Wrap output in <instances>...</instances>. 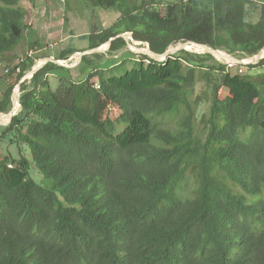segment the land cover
I'll use <instances>...</instances> for the list:
<instances>
[{
    "label": "trees",
    "instance_id": "16d2710c",
    "mask_svg": "<svg viewBox=\"0 0 264 264\" xmlns=\"http://www.w3.org/2000/svg\"><path fill=\"white\" fill-rule=\"evenodd\" d=\"M24 2L36 4L0 0L8 64L29 29ZM64 2L81 15L119 13L84 36L83 51L114 38V55L129 44L123 33L155 54L189 41L244 59L264 46V0H169L163 13L159 0ZM181 53L157 61L129 52L108 68L100 52L84 55V78L60 77L55 90L48 75L71 69L46 62L20 83L36 58L8 68L0 112L17 85L20 110L0 125V142L19 154H0V264H264L260 83L208 53Z\"/></svg>",
    "mask_w": 264,
    "mask_h": 264
},
{
    "label": "rangeland",
    "instance_id": "374dc122",
    "mask_svg": "<svg viewBox=\"0 0 264 264\" xmlns=\"http://www.w3.org/2000/svg\"><path fill=\"white\" fill-rule=\"evenodd\" d=\"M168 1L169 0H159L160 3L156 4L161 13L164 12V6ZM21 5L27 10L25 22L29 25V29L24 32V36L20 44L10 53L13 61L12 64H8L6 61H0V100L7 86L5 77L7 74L6 70L12 66H16L19 60L22 58L25 59L28 54H31L33 58H36L35 65L47 59L49 62L53 63L59 61L61 62V64H58L59 66H67L66 68L71 69L70 74H67L61 70H56L48 75V80L53 90L57 88L60 77L71 76V78L75 80L83 79L85 75H83V73L78 69L77 65L80 62L78 53H81L88 47L86 37L84 36L89 33V31L102 30L110 27L119 18V13L112 10H87L83 13V15L79 14L78 12H67L64 0H36L34 7L31 6L29 2H24ZM248 13L247 21L255 22L257 20V14L251 10H249ZM125 35L127 37V41H129V44L125 49L118 51L114 55L108 54L105 50L99 51L104 57V60H102V62L99 64L100 68L110 67L113 63L119 61L122 55L131 57L129 52L137 54V50L147 49V44L133 41L131 34L129 33ZM183 44L184 43H177L176 45L170 46V48L176 49L178 46ZM70 48L77 50V52H75L66 60H58L60 54ZM181 51L201 54L199 51L194 49L188 50L186 48L175 51L173 54L176 56L182 55ZM119 56L121 57L119 58ZM218 58L221 62L225 63L223 58ZM93 60L98 62L97 59ZM229 70L232 75H242L246 73L252 75L253 78L260 83L259 89L261 91V95L264 96V67L246 69L243 65L234 64L232 67H229ZM29 80L30 79H26V81ZM197 87H201V84H199ZM15 89L16 88H14L13 91ZM13 91L12 96L14 93ZM18 92V96L20 97V89ZM226 95L227 91L225 89L220 90V98H224ZM11 108L12 107L10 105L4 114H8ZM19 110L20 106L17 108L15 107V114H17ZM206 110V105L200 108L198 119L202 113L206 112ZM0 125H3V123L0 122ZM8 153L16 158L19 154L18 147L14 143H11L9 138L0 142V154ZM34 172L35 174L32 177L35 181L46 186L49 184V181L44 179L37 170Z\"/></svg>",
    "mask_w": 264,
    "mask_h": 264
},
{
    "label": "water",
    "instance_id": "95a60500",
    "mask_svg": "<svg viewBox=\"0 0 264 264\" xmlns=\"http://www.w3.org/2000/svg\"><path fill=\"white\" fill-rule=\"evenodd\" d=\"M117 37H123L124 39L127 40V37H126L125 33L119 34ZM112 40H110V42ZM110 42L104 44L105 45L104 48H100L99 47V48H95V49H90V50H87V51H83L81 53H78V56L81 59V57L84 56V55L93 54V53L99 52L101 50H105L106 51L109 48V46H110ZM104 45H102V46H104ZM189 45H196L198 47L203 48L204 51L201 52V54L208 53V54L212 55L218 61H220V59L218 57L223 58L225 60V63H228L229 64V67H232V65H234V64H240V65L257 64L259 60H261V59L264 58V57L261 56L262 53L264 52V46L259 50V52L256 55L252 56V57H255V59H250V58H252V57H250V58H248V59H250L249 61H245V59H238L237 57H235L233 55H230V54H227L224 51L214 50V49H212V48H210L208 46L201 45V44H197V43H194V42H189V41L188 42H185L183 45L178 46L176 49H171L169 47L163 54H155V53L151 52L149 50L148 45H147V49H145V50L139 49L136 52L137 53H145V54L149 55L154 60L162 61V60L167 59L170 55H172L173 52L178 51L180 49H184L185 46H189ZM46 62H49V60H47V59L46 60H43V61L39 62L37 65L33 66L30 69V71H28L24 75V77L21 79L20 83L23 82L26 79H30L32 77V75L34 73H36ZM56 63L57 64H61V62H59V61H57ZM73 66H71V67H73ZM15 88L16 89L13 91L14 93H13V96L11 98V107L12 108H11L10 112L5 115V117H7V120H9V121L11 120V118L13 116L16 115L15 112H14L16 104H18V106H20L19 96H18V94H19V92H18L19 85H17Z\"/></svg>",
    "mask_w": 264,
    "mask_h": 264
},
{
    "label": "bare ground",
    "instance_id": "6f19581e",
    "mask_svg": "<svg viewBox=\"0 0 264 264\" xmlns=\"http://www.w3.org/2000/svg\"><path fill=\"white\" fill-rule=\"evenodd\" d=\"M175 45H176V44H175ZM104 47H105V45L102 46V48H104ZM185 48L188 49V50H192V49H194V50L199 51V52H203V51H204L203 48L198 47V46H196V45L185 46ZM172 49H173V48H172ZM261 56L264 57V52L262 53ZM250 59H255V57H252V58H250ZM250 59H245V61H249ZM15 107L17 108V107H18V104H16ZM5 119H7V117H5V116H1L0 122L4 121ZM218 224H219V223H218ZM220 225H221V223H220ZM222 225H223V224H222Z\"/></svg>",
    "mask_w": 264,
    "mask_h": 264
},
{
    "label": "built area",
    "instance_id": "2783aa9c",
    "mask_svg": "<svg viewBox=\"0 0 264 264\" xmlns=\"http://www.w3.org/2000/svg\"><path fill=\"white\" fill-rule=\"evenodd\" d=\"M130 34V33H129ZM7 71V70H6ZM6 114H4V113H0V117L1 116H5ZM8 122H9V120H7L6 119V121H3L2 123H3V125H7L8 124Z\"/></svg>",
    "mask_w": 264,
    "mask_h": 264
}]
</instances>
